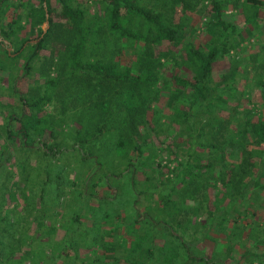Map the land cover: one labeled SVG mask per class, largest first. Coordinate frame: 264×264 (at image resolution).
Masks as SVG:
<instances>
[{"label":"trees","instance_id":"16d2710c","mask_svg":"<svg viewBox=\"0 0 264 264\" xmlns=\"http://www.w3.org/2000/svg\"><path fill=\"white\" fill-rule=\"evenodd\" d=\"M92 1L98 6L94 12L87 10V0H0V36L13 51L20 52L25 40L37 38L42 33L40 24L48 22L37 41L28 43L30 52L23 59L21 73L29 70L47 40L59 44L51 45L49 55L38 63L44 88L31 92L29 99L16 91L34 111L8 116L7 121L17 122V130L12 131L6 123V141L12 143L18 135L22 146H30V132L41 131L57 120L44 117L41 111L44 102L58 92L57 84L63 102L77 90L89 99L87 110L98 116L89 118L85 129L83 125L76 129L74 137H79L80 145L104 132L107 137H119L116 144L132 151L127 162L132 173L142 158L143 144L153 135L163 138L150 149L148 159L165 152L167 159L174 161L171 168L166 167L171 175L164 177L169 192L157 197L163 206L156 212L168 223L163 236L157 232L162 241L154 245V253L152 243H147L139 262L131 257L134 245L123 249L126 264L147 263L153 256L157 264H203L207 261L201 250L197 255L191 248L204 238L213 241L212 252H222L213 256L217 264H246L252 259L263 264L264 108L248 106L250 85L244 82L240 87L237 83L250 78L264 105V40L256 34L261 28L264 33V0ZM226 10H231L229 17ZM187 11L206 16L203 32L207 37L203 41L186 37L193 33L188 29ZM26 27L35 32L33 37L19 35ZM254 34L252 46L257 48L248 51L244 39ZM86 47L99 56L92 60L83 57ZM124 48L133 59L119 64L113 54ZM244 50L247 53L239 58L237 53ZM219 58L227 59L228 64L214 79L212 70ZM166 64H170L168 68L183 66L188 75L177 71L167 77L162 72ZM53 70L55 75H50ZM162 88H167L168 112L153 108L148 117L147 110ZM2 147L7 148L5 144ZM196 147L201 150L195 151ZM158 173L162 175L160 170ZM172 192L177 195L174 199ZM185 198L192 202L185 204ZM258 213L263 216L262 232L254 224ZM190 214L200 217L195 222L197 229H193ZM196 230L197 235L193 233ZM215 232L220 236H214ZM237 247L241 250L235 254ZM4 260L0 259V264Z\"/></svg>","mask_w":264,"mask_h":264},{"label":"rangeland","instance_id":"374dc122","mask_svg":"<svg viewBox=\"0 0 264 264\" xmlns=\"http://www.w3.org/2000/svg\"><path fill=\"white\" fill-rule=\"evenodd\" d=\"M87 4L89 12L98 9L96 2L92 0H87ZM229 11L231 10H226L227 17L230 15ZM187 13L190 20L188 29L193 33H188L186 37L195 42L203 41L207 37L203 32L206 16L195 12ZM59 19L61 20L60 17ZM47 26L45 21L40 24L42 33L47 30ZM26 29L27 27L19 31V35L33 37L35 32ZM262 31L261 28L256 33L260 41L264 40ZM243 34L247 35L245 31ZM254 36L255 34L244 39L243 43L248 46V51L257 48L252 46L255 43ZM38 37L25 40L19 52L13 51L8 40L0 36V259L10 257L1 264H126L127 261H123V249L130 250L133 245L135 254H131V257L133 261L139 262L143 259L142 251L147 243H152V253L155 252L154 245L158 246L162 241L160 237L168 225L156 212L158 207L163 206L157 197L169 192L168 180H164V177L171 175L166 167L171 168L174 161H169L165 152H160L159 155L156 152L148 159L150 149L153 150L154 145H160L159 140L163 138L153 135L143 144L142 158L132 173L131 165H127L128 159H132V151L129 148L124 151L123 146L116 144L119 137H107L104 132L100 137H91L80 145L79 137H74L76 129L81 125L85 129L90 125L89 120L95 116L97 119L98 116L87 110L86 105L90 101L81 97L77 90L73 91L68 101L63 102L60 99L63 93L60 84L56 86L58 92H54L51 99L41 106L44 117L49 115L51 120H57L41 131L30 132V146H22L18 135L14 142L6 141V123L12 131L17 130V122L7 121L8 116L21 117L34 111L24 100L29 99L31 92L38 93L44 88L38 63L49 55L51 45H59L47 40L46 46L37 50V57L33 58L29 70L21 73L23 59L30 52L28 43L37 41ZM4 50L9 53L8 56ZM247 50L238 52L237 56L243 57ZM82 52L83 57H88L89 60L94 55L99 56L88 51L87 47ZM113 55L119 64L133 59L128 48ZM53 57L57 58L55 50ZM227 64V59L221 58L214 62V79L226 70ZM169 65L166 64L162 71L167 77L177 71L188 75V70L183 66L168 68ZM241 66L240 64V70ZM49 73L55 75L54 70ZM244 82L250 85L246 94L247 105L257 110L264 108L259 88L250 78L240 80L237 84L242 87ZM16 91L19 95L25 94V99H21ZM96 95L97 93L92 95L91 100ZM108 98L110 97L107 96L106 99ZM166 98L167 88H162L156 102L151 103L147 110L148 117H151L153 108L168 112ZM169 140L170 137L165 139L167 142ZM3 144L7 146L5 150ZM194 150L201 149L196 147ZM181 156L180 154L178 157ZM170 195L172 199L177 197L174 192ZM184 201L185 204L192 202L188 198ZM190 217L191 222H194L193 229H197L199 225L195 222L200 217L191 214ZM254 224L256 230L262 232L261 214H257ZM157 232L160 237H156ZM185 233L187 234V230ZM193 233L197 235L199 231ZM216 234L220 236L221 233L215 232L214 236ZM183 236L186 239L190 237L185 234ZM250 243L251 241L246 242L247 245ZM212 245L211 239L204 238L196 243V249L191 250L197 255L201 250L202 259L206 258L207 261L203 264H217L218 260L213 256L221 255L222 252H212ZM240 250L237 247L235 254ZM38 255L42 257L38 259ZM227 261L230 262L229 259ZM143 264H157V260L153 256ZM246 264H257V260L252 259Z\"/></svg>","mask_w":264,"mask_h":264},{"label":"water","instance_id":"95a60500","mask_svg":"<svg viewBox=\"0 0 264 264\" xmlns=\"http://www.w3.org/2000/svg\"><path fill=\"white\" fill-rule=\"evenodd\" d=\"M45 16H46V13H45ZM48 24V22H47V20H45V25H47Z\"/></svg>","mask_w":264,"mask_h":264},{"label":"crops","instance_id":"0c3cea01","mask_svg":"<svg viewBox=\"0 0 264 264\" xmlns=\"http://www.w3.org/2000/svg\"><path fill=\"white\" fill-rule=\"evenodd\" d=\"M4 40H6V39H4ZM4 40H2V42H3V43H6L7 40H6V41H4ZM7 43H8V42H7ZM9 44H10V43H9Z\"/></svg>","mask_w":264,"mask_h":264}]
</instances>
